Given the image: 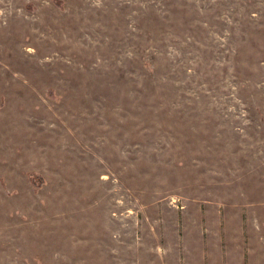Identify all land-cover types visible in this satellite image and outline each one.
I'll use <instances>...</instances> for the list:
<instances>
[{
  "label": "rangeland",
  "instance_id": "obj_1",
  "mask_svg": "<svg viewBox=\"0 0 264 264\" xmlns=\"http://www.w3.org/2000/svg\"><path fill=\"white\" fill-rule=\"evenodd\" d=\"M0 15V264H264V0Z\"/></svg>",
  "mask_w": 264,
  "mask_h": 264
},
{
  "label": "bare ground",
  "instance_id": "obj_2",
  "mask_svg": "<svg viewBox=\"0 0 264 264\" xmlns=\"http://www.w3.org/2000/svg\"><path fill=\"white\" fill-rule=\"evenodd\" d=\"M12 14V13H11ZM2 15H0V18H1ZM14 16V15H13ZM14 18V17H13ZM57 33V32H56Z\"/></svg>",
  "mask_w": 264,
  "mask_h": 264
}]
</instances>
